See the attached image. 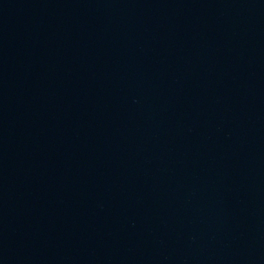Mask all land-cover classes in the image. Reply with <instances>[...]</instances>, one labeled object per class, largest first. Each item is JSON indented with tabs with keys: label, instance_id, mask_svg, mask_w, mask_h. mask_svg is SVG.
Instances as JSON below:
<instances>
[{
	"label": "water",
	"instance_id": "1",
	"mask_svg": "<svg viewBox=\"0 0 264 264\" xmlns=\"http://www.w3.org/2000/svg\"><path fill=\"white\" fill-rule=\"evenodd\" d=\"M0 264H264V22L0 0Z\"/></svg>",
	"mask_w": 264,
	"mask_h": 264
}]
</instances>
